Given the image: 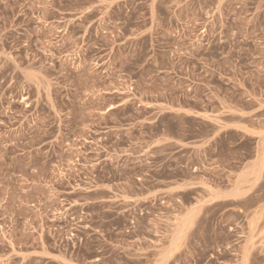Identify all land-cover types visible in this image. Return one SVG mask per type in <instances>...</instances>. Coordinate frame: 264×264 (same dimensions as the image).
Returning a JSON list of instances; mask_svg holds the SVG:
<instances>
[{"label": "rangeland", "instance_id": "obj_1", "mask_svg": "<svg viewBox=\"0 0 264 264\" xmlns=\"http://www.w3.org/2000/svg\"><path fill=\"white\" fill-rule=\"evenodd\" d=\"M232 80L264 90V0H0V264H140L151 218L155 261L264 264V218L178 232L163 189L187 103Z\"/></svg>", "mask_w": 264, "mask_h": 264}, {"label": "crops", "instance_id": "obj_2", "mask_svg": "<svg viewBox=\"0 0 264 264\" xmlns=\"http://www.w3.org/2000/svg\"><path fill=\"white\" fill-rule=\"evenodd\" d=\"M217 82L200 103H187L183 110L193 122L187 128L194 130L187 131V171L163 188L181 196L179 224L173 225L178 232L190 231L197 218H253L257 227L258 219L264 218V90L236 80L226 87ZM159 221H147L149 232L140 238L144 244L140 264H167L166 254L155 261L165 236ZM167 247V254L174 251ZM54 259L61 264H92L61 251ZM238 260L233 256L224 263Z\"/></svg>", "mask_w": 264, "mask_h": 264}, {"label": "built area", "instance_id": "obj_3", "mask_svg": "<svg viewBox=\"0 0 264 264\" xmlns=\"http://www.w3.org/2000/svg\"><path fill=\"white\" fill-rule=\"evenodd\" d=\"M70 234H71V233H70ZM217 253H219V254H218L217 256H215L214 259H217L221 252H220V251H217ZM220 256H221V255H220ZM220 259H221V258H220ZM220 259H217V260H220ZM218 263L221 264V261H219Z\"/></svg>", "mask_w": 264, "mask_h": 264}, {"label": "bare ground", "instance_id": "obj_4", "mask_svg": "<svg viewBox=\"0 0 264 264\" xmlns=\"http://www.w3.org/2000/svg\"><path fill=\"white\" fill-rule=\"evenodd\" d=\"M113 108V107H112Z\"/></svg>", "mask_w": 264, "mask_h": 264}]
</instances>
